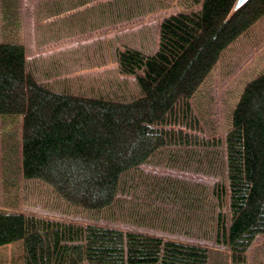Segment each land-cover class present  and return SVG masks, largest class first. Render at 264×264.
Here are the masks:
<instances>
[{
    "label": "trees",
    "instance_id": "trees-1",
    "mask_svg": "<svg viewBox=\"0 0 264 264\" xmlns=\"http://www.w3.org/2000/svg\"><path fill=\"white\" fill-rule=\"evenodd\" d=\"M199 8L164 16L154 51L117 49L118 74L133 75L137 95L86 94L56 87L28 69L19 38L0 40V118L22 115V175L47 184L74 215L98 220L115 210L139 226L162 225L202 208L204 193L180 176L146 170L156 157L201 144L199 133L164 127L222 53L264 16V0H194ZM220 140V139H218ZM216 140V142L218 141ZM203 144V143H202ZM227 185L213 186L216 240L242 263L264 235V69L246 80L223 137ZM170 155H167L166 159ZM21 241L23 264H208L205 246L97 221L81 224L0 210V246Z\"/></svg>",
    "mask_w": 264,
    "mask_h": 264
},
{
    "label": "rangeland",
    "instance_id": "rangeland-1",
    "mask_svg": "<svg viewBox=\"0 0 264 264\" xmlns=\"http://www.w3.org/2000/svg\"><path fill=\"white\" fill-rule=\"evenodd\" d=\"M78 1L0 0V40L16 37L27 46L30 71L32 50L43 53L35 70L41 80L56 87H70L75 92H113L122 98L137 95L139 89L133 75L117 73L116 50L133 46L145 53L154 51L159 23L164 16L199 8L194 0H99L96 10L50 17L49 21L43 19L40 23L51 9ZM82 14L87 29L81 34L80 31L70 33L73 31L71 23ZM90 25L96 26L88 29ZM54 36L59 39L50 41L55 45L50 44L54 53L34 44L36 39L49 37L52 40ZM44 45L47 46L46 42ZM263 69L264 16L226 48L194 95L187 102L177 103L167 116L164 127L197 132L203 144L177 147L174 152H165L166 156L156 157L155 165L143 167L163 177H183L206 193L203 207L188 209L186 217L171 219V215H167L162 225L147 227L127 221L117 210L108 218L98 220L71 214L47 184L22 175L21 114L0 118V210L22 211L81 224L97 221L124 231L139 230L193 242L208 249V264H264V235L255 237L242 263H234L228 248L216 240L215 230L210 225L216 212L226 209L225 200L218 205L210 191L213 186L227 185L223 137L229 126L230 110L245 81ZM167 155L170 159H166ZM22 255L21 241L0 246V264H23Z\"/></svg>",
    "mask_w": 264,
    "mask_h": 264
},
{
    "label": "crops",
    "instance_id": "crops-1",
    "mask_svg": "<svg viewBox=\"0 0 264 264\" xmlns=\"http://www.w3.org/2000/svg\"><path fill=\"white\" fill-rule=\"evenodd\" d=\"M99 0H79L78 2L76 3H71V4H67V5H64L60 8H53L51 9L50 11H48L47 15L46 16H43L41 18V21L40 23L43 22V19H45L46 21H49V18L50 17H53V18H57V17H64L66 16L67 14H72V13H77V12H83L85 10H96L98 8V6H96V2H98ZM93 18V17H92ZM75 19V18H74ZM76 22H73L71 23L70 25V29H73L72 32L70 33H74V32H77V31H80L78 33H83L81 31H83L84 29H87V25L85 24L86 22H83V20H86L85 16L82 14V16H78V18H76ZM92 23V22H91ZM93 24V23H92ZM96 25H90L88 26V29L94 27ZM86 32V31H84ZM68 35L69 34V31H68ZM46 40V41H45ZM58 37H55L50 40L49 37H46L44 40H37L34 42L35 46H38V47H41V49H44V48H48V52L51 53L53 51H55V49H53L50 44V41H58ZM44 42H46L47 46L44 45ZM53 46H55L54 44H52ZM25 48L27 49V46L25 45ZM34 52V56L33 57V65H31V69L32 71L36 74V68H37V62H38V59L39 57L41 58L43 53H38L37 49L36 50H32ZM54 53V52H53ZM51 55V54H50ZM80 57H84V55H80ZM28 58V55L26 57V59ZM37 75V74H36ZM13 243V242H11Z\"/></svg>",
    "mask_w": 264,
    "mask_h": 264
},
{
    "label": "water",
    "instance_id": "water-1",
    "mask_svg": "<svg viewBox=\"0 0 264 264\" xmlns=\"http://www.w3.org/2000/svg\"><path fill=\"white\" fill-rule=\"evenodd\" d=\"M248 0H235L232 6V11L237 10L240 8L242 5H244Z\"/></svg>",
    "mask_w": 264,
    "mask_h": 264
},
{
    "label": "bare ground",
    "instance_id": "bare-ground-1",
    "mask_svg": "<svg viewBox=\"0 0 264 264\" xmlns=\"http://www.w3.org/2000/svg\"><path fill=\"white\" fill-rule=\"evenodd\" d=\"M244 261V260H243Z\"/></svg>",
    "mask_w": 264,
    "mask_h": 264
}]
</instances>
